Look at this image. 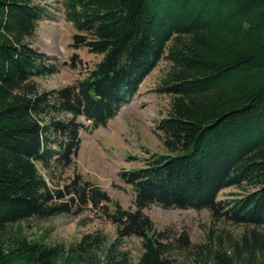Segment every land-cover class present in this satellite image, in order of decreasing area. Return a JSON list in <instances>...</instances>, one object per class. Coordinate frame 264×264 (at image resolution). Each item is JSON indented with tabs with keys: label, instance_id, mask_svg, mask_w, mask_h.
Returning a JSON list of instances; mask_svg holds the SVG:
<instances>
[{
	"label": "trees",
	"instance_id": "1",
	"mask_svg": "<svg viewBox=\"0 0 264 264\" xmlns=\"http://www.w3.org/2000/svg\"><path fill=\"white\" fill-rule=\"evenodd\" d=\"M77 31L73 45L101 57L73 84L41 89L33 76L57 72L31 39L48 15L36 0H0V264H133L122 239L141 238L137 264H178L162 232L143 212L149 204L223 209L253 225L251 238L219 247L194 264H264V0H66ZM170 67L158 92L171 96L155 126L166 149L145 166L120 170L134 209L114 204L116 237L84 234L65 247L28 237L13 223L104 207L107 193L75 174L52 191L36 163L67 165L80 138L77 119L105 126L161 58ZM73 59V58H72ZM242 186L231 200L223 188ZM56 199V200H55ZM100 251L101 253H99Z\"/></svg>",
	"mask_w": 264,
	"mask_h": 264
},
{
	"label": "rangeland",
	"instance_id": "2",
	"mask_svg": "<svg viewBox=\"0 0 264 264\" xmlns=\"http://www.w3.org/2000/svg\"><path fill=\"white\" fill-rule=\"evenodd\" d=\"M46 6L48 15L39 21L31 43L45 55L46 64H54L57 72L45 76H33L41 89H55L73 84L85 76L98 62L101 55L90 52L83 45H73V36H84L66 16V0H36ZM73 58V59H72ZM170 67L163 57L140 83L135 94L105 126L89 128V121L79 117L80 143L69 164L56 161L50 168L39 162L36 167L52 191H65V185L79 174L104 190L110 201L103 206H83L76 201L71 205L74 213H61L48 218L31 217L17 223L30 238L43 240L48 245L64 244L69 247L77 243L84 234L104 236L103 246L116 237V224L108 216L118 204L122 209L134 207L135 193L131 185L123 182L118 172L145 166L154 154H164L166 149L155 133V126L170 111L171 96L157 91L161 80ZM244 188L229 186L220 190L218 200L238 197ZM56 200V199H55ZM223 209L213 213L207 208L181 209L162 207L155 203L143 209L153 222L156 232L165 236L169 250L167 256L178 264H194L198 258L207 256L219 247L232 250L234 243L242 245L244 238H251L253 225L227 220ZM264 234L261 228H255ZM121 247L128 251L130 261L138 263L142 252L141 238L122 239ZM101 253L100 251H98Z\"/></svg>",
	"mask_w": 264,
	"mask_h": 264
}]
</instances>
